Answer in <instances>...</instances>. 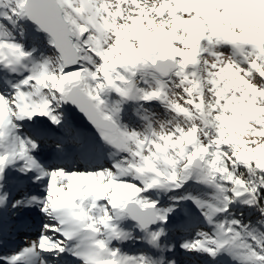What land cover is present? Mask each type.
<instances>
[{
  "label": "snow or ice",
  "instance_id": "6c2138e0",
  "mask_svg": "<svg viewBox=\"0 0 264 264\" xmlns=\"http://www.w3.org/2000/svg\"><path fill=\"white\" fill-rule=\"evenodd\" d=\"M0 264H264V0H0Z\"/></svg>",
  "mask_w": 264,
  "mask_h": 264
}]
</instances>
